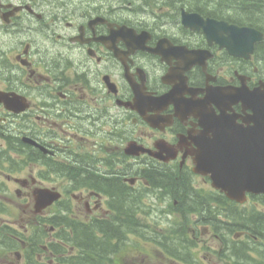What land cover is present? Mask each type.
Listing matches in <instances>:
<instances>
[{"label":"flooded vegetation","instance_id":"flooded-vegetation-1","mask_svg":"<svg viewBox=\"0 0 264 264\" xmlns=\"http://www.w3.org/2000/svg\"><path fill=\"white\" fill-rule=\"evenodd\" d=\"M261 117L264 0H0V264H35L42 181H66L86 246L135 253L148 192L168 226L193 217L176 253L141 227L156 264H264V194L194 171L201 141L245 151Z\"/></svg>","mask_w":264,"mask_h":264},{"label":"water","instance_id":"water-1","mask_svg":"<svg viewBox=\"0 0 264 264\" xmlns=\"http://www.w3.org/2000/svg\"><path fill=\"white\" fill-rule=\"evenodd\" d=\"M254 124L250 130L249 149L217 152L211 150L208 141H204L206 146L195 156V172L211 174L213 185L233 198L245 192L264 193V150L258 151L255 141L259 136L264 138V117L255 120ZM47 198L50 204L57 196L48 195Z\"/></svg>","mask_w":264,"mask_h":264},{"label":"rangeland","instance_id":"rangeland-1","mask_svg":"<svg viewBox=\"0 0 264 264\" xmlns=\"http://www.w3.org/2000/svg\"><path fill=\"white\" fill-rule=\"evenodd\" d=\"M203 182L204 181H202V180H197V188H199V189L200 188H205V189L209 188V185H207L205 187L203 185ZM39 186L41 188H47V189H50V187L53 186V187H56L57 191L63 192L66 189V181H42V184ZM0 193H1V189H0ZM144 193L146 194L147 197L145 199H141V198L137 197L140 199V201L136 202V206H139V215H140V216H138L139 220H140L139 222L141 223V225L143 227H146L148 230H149V228L156 229V230L161 228V229H163L162 231L166 230L167 227H169L165 223L166 219H163L162 217L158 216V214L161 213L159 205H158L159 202H157V201L155 202V199L149 195L150 193H148V192H144ZM2 195H3V190H2V193L0 194V199H2ZM2 208H3V206L0 204V209H2ZM258 209H260V208H258ZM3 210H5V208ZM155 215H157V216H155ZM152 217H156V218H152ZM171 217H173L172 221L174 223H177L178 225H181V223H182V225H185L184 220H180L179 217H174V214H172ZM160 218H162V219L160 220ZM186 219H188L187 220L188 223L186 226L190 227L191 222L193 220V217L189 216ZM12 221L15 222L16 220H12ZM35 229H37L36 224H35ZM150 235H153V234H150ZM221 235L224 236V233L222 232ZM213 239L210 240V238H209L207 241L204 240L205 241L204 246L206 245V248H208L209 246L216 245L217 240L214 238V236H213ZM136 242L137 243L134 247L135 253H134V251H132L130 253L131 256L122 257L121 260L119 261L120 264H156L157 263L156 260L149 258L150 256H153L155 254L153 252L149 251L148 248L147 249L145 248L144 239L136 238ZM201 246H203V245H201ZM156 252H157V250H156ZM205 254H206V252L203 251L201 255L205 256ZM43 262H45V260H43ZM197 264H199V262ZM204 264H206V263H204Z\"/></svg>","mask_w":264,"mask_h":264},{"label":"trees","instance_id":"trees-1","mask_svg":"<svg viewBox=\"0 0 264 264\" xmlns=\"http://www.w3.org/2000/svg\"><path fill=\"white\" fill-rule=\"evenodd\" d=\"M115 187H116V185H114V188ZM169 187H173V186H169ZM260 217H262V216L260 214H258V215L255 216V219H259L260 220ZM253 221H255V220H253ZM76 235L78 236V232H77ZM73 244H74L75 247H77L81 251H82V248H83L85 250V252L86 253L88 252L89 254H91L92 257L90 258L88 256L85 257L84 255H82V256L79 255L80 257H78L76 259H73L71 261L72 264H100L99 263V254H100L99 252H100V250H99V248H97V246L95 244L87 245V246L83 245V243H81V240L78 239V237H77V239H74V243ZM54 247L56 248L57 245L56 246L54 245ZM59 247L63 248V244H60ZM94 257H96L97 260H95Z\"/></svg>","mask_w":264,"mask_h":264}]
</instances>
